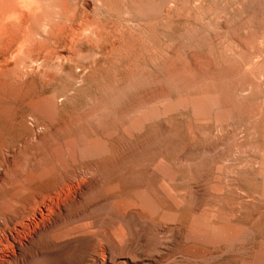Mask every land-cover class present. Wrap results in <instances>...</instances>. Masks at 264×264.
I'll use <instances>...</instances> for the list:
<instances>
[{"label":"rangeland","instance_id":"rangeland-1","mask_svg":"<svg viewBox=\"0 0 264 264\" xmlns=\"http://www.w3.org/2000/svg\"><path fill=\"white\" fill-rule=\"evenodd\" d=\"M100 4L101 10L97 6L91 16L96 20L95 24L97 22L96 27L98 24V27H102L98 29L103 31V34L100 32L103 41L100 42L102 37L98 35L99 41L92 38L91 41H97L91 44L89 39L90 44L88 40L77 44L73 52L80 51L73 55L74 59L71 58L74 62L67 61L63 66L59 65L60 68L57 64L49 63L38 70L39 74L37 71L29 74L25 80V75L20 74L17 67V76L23 78L17 79L12 70L9 72L14 74L11 78L8 73L4 75L9 80L4 81L3 76L0 78L4 82V87L3 82L0 83V96L4 95L0 98V101L3 100L0 102V200L5 198L0 203V207L4 205L0 215H5L4 219L0 216V227L9 217L14 220L21 216V212L24 215L32 212L36 200L39 201L43 195L45 197V192L47 196L60 194V197L67 195V198L70 194H73L71 197L77 194L75 205L63 208L58 227L53 228L52 234L40 239L41 242L39 240L29 253L27 250L32 258H27L25 264H89V255L101 257L99 249L102 247L106 249L105 258L111 264H172V261L173 264H205L185 258L186 252L193 246L185 236L194 219L200 215L211 219V223L225 221L223 219L227 218L230 208L236 210L239 207L238 204L235 206V202L251 196L254 189L256 191L261 187L260 181L253 176L257 173L253 164L264 151V0H103ZM104 24H107L105 28ZM88 52L91 53L89 56ZM81 53L87 56L86 59ZM31 75L33 77L30 78ZM32 80L34 84L31 89L28 84ZM9 83H12L11 88ZM25 83L31 91H25L30 98H24ZM16 88L19 90L15 91ZM32 97H54L55 101L51 105L34 103L29 100ZM46 108L50 109V116L41 111ZM245 123H249L248 127ZM223 143L228 144L224 147ZM91 151L94 154H90ZM186 158V161L190 160L187 165ZM192 158L197 161H192ZM55 159L58 162L61 160L60 166ZM62 163L65 164L61 167ZM65 165L68 168L66 171V168L62 169ZM236 165L238 168L233 167ZM241 165L246 166L239 167ZM252 166L254 169H251ZM231 168L237 172H229ZM241 169L245 173H241ZM232 173L239 176L235 177ZM87 174L90 177L86 179ZM22 177L23 181H20ZM228 177L234 178L236 183L232 185V179L228 183ZM51 183H55L56 191L50 187ZM228 184L231 188L236 187L232 190ZM39 185L40 189L44 188L43 192H40ZM27 188L36 190L30 192ZM32 194L37 197H33L36 200L31 198ZM238 195L241 198L238 199ZM8 197L17 198L16 202L20 200L21 203L19 201L9 207ZM144 197L156 204L158 212L154 216L144 207L141 208L139 200ZM29 198L31 203L34 201L33 207L27 201ZM211 199V202L219 199L217 204L222 208L225 206L227 213L219 208L224 214L220 212L221 217L218 216L219 213L212 209L214 202L211 205L206 203ZM222 200L224 203L220 202ZM206 204L213 206L209 213L218 214H213L215 219L211 214L205 215L208 212V206L203 209ZM244 206L246 209L240 212L242 216L239 218L255 235L250 233L252 237H248L241 246L238 243L234 253L227 255L220 264H244L250 262L249 259L257 251L264 250V211L251 212L254 209L246 204ZM108 209L113 212L109 213ZM260 212L263 213L261 218ZM164 213L172 218H163ZM47 215L51 217L47 218L49 220L44 218L45 221L53 222L54 216ZM47 215L45 217H49ZM63 230L70 234H65ZM151 230L155 237L149 236ZM58 235L59 238L67 236L65 238L68 240L62 241L63 238H57ZM55 238L56 243L53 242ZM205 246L204 249H209L208 252L212 254L226 249L222 244ZM36 247L41 249V253ZM181 249L182 253L178 254ZM36 253L39 255L37 260L34 259L37 258ZM2 262L1 259L0 264Z\"/></svg>","mask_w":264,"mask_h":264},{"label":"bare ground","instance_id":"bare-ground-1","mask_svg":"<svg viewBox=\"0 0 264 264\" xmlns=\"http://www.w3.org/2000/svg\"><path fill=\"white\" fill-rule=\"evenodd\" d=\"M101 1H103V0H101ZM101 1H99L100 3H101ZM100 3H97V0H0V78H2V76L3 77H5L4 75H6L7 73H8V77L9 78H11L13 75H11L12 73H9V72H11V70L13 71V73L15 72V70L17 69V67H18V70H19V73L20 74H22L23 76L25 75V80H26V77H27V75L29 76V74H32V73H34V72H36L37 71V73H38V70L39 69H41V68H43L45 65H47V64H49V63H52V64H54V65H58V67L60 68V66H63L62 64H64L65 62L66 63H68L67 61H70L71 62V60L72 59H74V57H73V55L75 56V54H77V53H75V51L73 52V48L74 47H76V45L77 44H79V43H81L82 41H84V40H88V42H89V44H90V41H91V39L92 38H97L96 36H98V35H100V32L101 31H99V29L98 28H100V27H98L99 26V24H98V26L96 27V24H97V22H96V24H95V21L96 20H94L93 18H92V14H93V12H94V10L96 9V7L98 6V4H100ZM106 3V2H105ZM109 3H111V2H109ZM103 5H104V3H103ZM102 5V6H103ZM109 5V4H108ZM100 6H101V4H100ZM113 6V5H112ZM104 7V6H103ZM110 7H111V4H110ZM100 8H102V7H99L98 6V9H100ZM105 8H107V7H105ZM126 8V7H125ZM104 9V8H103ZM109 8H107V10H108ZM101 10V9H100ZM104 10H106V9H104ZM103 10V11H104ZM126 10V9H125ZM111 12H112V10H111ZM128 12V11H127ZM95 13V12H94ZM109 13V12H108ZM94 15V14H93ZM96 16V15H95ZM109 16V15H108ZM130 16V15H129ZM125 17V16H124ZM98 19L100 18V16L99 17H97ZM103 17H101V19H102ZM107 20V19H106ZM99 21V20H98ZM101 21V20H100ZM104 21V20H103ZM121 21V20H120ZM140 23V22H139ZM101 24V23H100ZM102 24H103V22H102ZM150 24V23H149ZM107 25V24H106ZM106 25L104 24V28L106 27ZM125 26H126V24H125ZM112 27V26H111ZM110 27V28H111ZM102 28V27H101ZM100 28V29H101ZM97 29H98V33H97ZM116 29V28H115ZM114 29V30H115ZM127 29V28H126ZM104 31H105V29H104ZM109 31V30H108ZM112 31V30H111ZM110 31V32H111ZM116 31V30H115ZM103 32V31H102ZM101 32V34H103ZM118 32V31H117ZM107 33V32H106ZM109 33V32H108ZM114 33H116V32H114ZM121 33V32H120ZM122 34H124V33H122ZM106 35H108V34H106ZM105 35V36H106ZM111 35V34H110ZM113 35V34H112ZM115 35H117V37H118V34H115ZM101 37H102V35H100ZM104 36V37H105ZM123 36L124 35H122V38H123ZM108 37L109 36H107L106 38L108 39ZM111 37V36H110ZM121 37V36H120ZM89 39H90V41H89ZM98 39V38H97ZM100 39V38H99ZM99 39H98V41H99ZM105 39V38H104ZM118 39V38H117ZM96 40V39H95ZM94 40V42H96ZM109 40V39H108ZM120 40H122L121 38H120ZM101 41H103V37H102V40H100V42ZM116 41V40H115ZM127 41V40H126ZM92 42L93 41H91V44H92ZM93 42V43H94ZM110 42V41H109ZM108 42V43H109ZM104 43H106L105 41H104ZM103 43V44H104ZM108 43H107V45H108ZM124 44H125V42H123ZM128 43H129V41H128ZM83 44V43H82ZM88 44V45H89ZM100 44V43H99ZM105 45V44H104ZM92 46V45H91ZM96 46V45H95ZM98 46V45H97ZM106 46V45H105ZM109 46V45H108ZM94 47V46H93ZM113 47H115L114 46V44H113ZM122 47V46H121ZM121 47H119V48H121ZM118 48V49H119ZM111 49H112V47H111ZM126 49V48H125ZM100 50V49H99ZM101 51V50H100ZM125 51V50H124ZM154 51V50H153ZM109 52V51H108ZM116 52V51H115ZM120 52H122V50L120 51ZM82 54V53H81ZM91 54V53H90ZM89 54V52H88V56L90 55ZM92 54L94 55V52L92 51ZM102 54V53H101ZM196 54V53H195ZM79 55V54H78ZM77 55V56H78ZM104 55V54H103ZM81 56H84L85 57V59H86V55H84V54H82ZM80 56V57H81ZM101 56V55H100ZM99 56V57H100ZM109 56V55H108ZM116 56V55H115ZM136 56V55H135ZM199 56V55H198ZM73 57V58H72ZM80 57H78L79 59H80ZM98 57V56H97ZM104 57V56H103ZM106 57V56H105ZM72 58V59H71ZM77 58V59H78ZM110 58V57H109ZM117 58V57H116ZM88 59V58H87ZM91 59V58H90ZM89 59V60H90ZM102 59V58H101ZM97 60V59H96ZM132 60V59H131ZM74 61L72 60V62L71 63H73ZM89 62H91V61H89ZM93 62H95V61H93ZM135 62V61H134ZM71 63H70V66H71ZM78 62H76V64H77ZM79 63H80V61H79ZM79 63H78V65H79ZM86 63H87V61H86ZM105 63V62H104ZM133 63V62H132ZM52 64L50 65V66H52ZM75 64V65H76ZM89 64V63H88ZM60 65V66H59ZM66 65V64H65ZM78 65H76V67H78ZM90 65V64H89ZM135 65H136V63H135ZM73 67V66H72ZM82 67V66H81ZM80 67V68H81ZM85 67V66H84ZM91 67V66H90ZM93 67V66H92ZM128 67V66H127ZM126 67V68H127ZM136 67H137V65H136ZM199 67V66H198ZM15 68V69H14ZM250 68V67H249ZM44 69V68H43ZM77 69V68H76ZM79 69V68H78ZM86 69V68H85ZM88 70H90V69H88ZM113 70V69H112ZM205 70V69H204ZM46 71H48V70H46ZM45 71V72H46ZM91 71V70H90ZM114 71V70H113ZM43 72V71H42ZM86 72V71H85ZM117 72V71H116ZM188 72V71H187ZM78 73H80V72H78ZM17 72H15V75L17 76ZM19 74V75H20ZM39 74V73H38ZM41 74V73H40ZM43 74V73H42ZM85 74V73H84ZM34 75V74H33ZM76 75H77V73H76ZM7 76V75H6ZM42 76V75H41ZM46 76H47V74H46ZM8 77L6 78L5 77V79H4V81L6 80V79H8ZM20 77H22V76H20ZM20 77H18L17 76V79H20ZM31 77H33L32 75L30 76V78ZM51 77V76H50ZM182 77V76H181ZM212 77V76H211ZM23 78V77H22ZM36 78H37V76H36ZM44 78V77H43ZM185 78V77H184ZM197 78V77H196ZM13 79H15V78H13ZM33 79V78H32ZM9 80V79H8ZM8 80L6 81V82H8ZM10 80H12V79H10ZM102 80V79H101ZM120 80V79H119ZM183 80V79H182ZM15 81L17 82V80L15 79ZM20 81V80H19ZM257 81V80H256ZM1 82H3V81H0V83ZM21 82H22V80H21ZM25 82V81H24ZM28 82V81H27ZM32 82V83H31ZM30 82V84H28V87H29V85H30V87L29 88H33L32 86H33V80ZM179 82V81H178ZM19 83V82H18ZM18 83H16V84H18ZM117 83V82H116ZM3 84V87H4V82L2 83ZM12 84V83H11ZM10 83H9V87H10V85H11ZM24 84V83H23ZM113 84V83H112ZM120 84V83H119ZM178 84V83H177ZM14 85H15V82H14ZM13 85V86H14ZM121 85V84H120ZM6 86H7V83H6ZM13 86H12V88H13ZM17 86V85H16ZM19 86H22V85H19ZM24 86V85H23ZM22 86V87H23ZM25 87H26V83H25ZM24 87V88H25ZM8 88V86L6 87V90H8L7 89ZM11 88V87H10ZM9 88V89H10ZM15 88V87H14ZM29 88H27L26 87V90H24V92L25 91H30V89ZM28 89V90H27ZM111 89V88H110ZM0 90H1V86H0ZM11 90V89H10ZM15 90V89H14ZM17 90H19L18 88H16V90L15 91H17ZM22 90V89H21ZM3 91V90H2ZM12 92H13V89L11 90ZM1 92V91H0ZM10 92V91H9ZM20 92V91H19ZM31 92V91H30ZM2 93V92H1ZM0 93V95H2ZM18 93V92H17ZM9 94V93H8ZM33 94V93H32ZM37 94V93H36ZM165 94V93H164ZM10 95V94H9ZM8 95V96H9ZM15 95V94H14ZM14 95H12L13 97V102L15 101L14 99ZM25 97L24 98H28L27 97V93L25 92ZM30 95V94H29ZM34 95H35V93H34ZM34 95H31V96H34ZM4 96V95H3ZM3 96H0V98L2 99V97ZM7 96V97H8ZM11 96V95H10ZM17 95H15V97H16ZM36 96V95H35ZM23 97V96H22ZM37 97H41V96H37ZM35 98V99H33V97L31 98V99H29V100H31V102H34V103H42V102H44V103H46V104H49V105H51L52 103H54V101H55V98L54 97H52V98H42V99H40V98ZM241 97V96H240ZM5 99H6V101H7V98H6V96L4 97ZM3 98V99H4ZM9 98V97H8ZM11 98V99H12ZM18 98H19V96H18ZM17 98V99H18ZM30 98V97H29ZM21 99V98H20ZM56 99H57V97H56ZM62 99V98H61ZM156 99V98H155ZM9 100V99H8ZM26 100H28V99H26ZM26 100H24V101H26ZM168 100V99H167ZM189 100V99H188ZM1 101H3V100H1ZM0 101V102H1ZM11 101V100H10ZM20 101V100H19ZM57 101V100H56ZM190 103V102H189ZM33 104V103H32ZM163 106V105H162ZM182 106V105H181ZM148 107V106H147ZM143 109V108H142ZM46 116H50L51 115V111H50V109L49 108H46V109H44V110H41ZM136 114V113H135ZM134 114V115H135ZM128 115V114H127ZM133 115V116H134ZM229 115V114H228ZM124 117V116H123ZM135 117V116H134ZM32 119V118H31ZM123 119V118H122ZM218 120H220V119H218ZM217 121V120H216ZM225 121V120H224ZM227 121V120H226ZM221 123V122H220ZM206 124V123H205ZM215 125V124H214ZM213 125V126H214ZM221 125V124H220ZM245 125H246V123H245ZM248 125H249V123L246 125L247 127H248ZM67 127V126H66ZM218 127V126H217ZM196 128H197V125H196ZM204 128V127H203ZM206 128V127H205ZM206 129H208V128H206ZM211 129V128H210ZM221 129V128H220ZM226 129V128H225ZM235 129V128H234ZM247 129V128H246ZM50 130V129H49ZM67 130V129H66ZM199 130V129H198ZM203 130V129H202ZM219 130V129H218ZM222 130V129H221ZM220 130V131H221ZM252 130H254V129H252ZM251 130V131H252ZM165 131V130H164ZM185 131V130H184ZM222 131H224V130H222ZM221 131V132H222ZM227 131V130H226ZM181 132V131H180ZM202 132V131H201ZM204 132H205V130H204ZM203 132V133H204ZM209 132V131H208ZM211 132V131H210ZM218 132V131H217ZM254 132H255V130H254ZM178 133V132H177ZM206 134H207V132H205ZM213 133V132H212ZM224 133V132H223ZM222 133V134H223ZM226 133V132H225ZM243 133V132H242ZM256 133V132H255ZM83 134V133H82ZM88 134V133H87ZM186 134H187V131H186ZM206 134H204V135H206ZM210 134V133H209ZM221 134V133H220ZM220 134H219V136H220ZM253 135H254V133H252ZM181 135H182V133H181ZM215 135V134H214ZM213 135V136H214ZM237 135V134H236ZM252 135V136H253ZM210 136V135H209ZM223 136V135H222ZM250 136V135H249ZM251 136V137H252ZM183 137V136H182ZM211 137H212V135H211ZM211 137H209L210 139H211ZM232 137V136H231ZM240 137V136H239ZM255 137V136H254ZM253 137V138H254ZM179 138V137H178ZM206 138H207V135H206ZM219 138V137H218ZM223 138V137H222ZM163 139V138H162ZM205 139V138H204ZM208 139V138H207ZM230 139V138H229ZM237 139V138H236ZM255 139V138H254ZM179 140V139H178ZM206 140V139H205ZM224 140V139H223ZM248 140V139H247ZM56 141V140H55ZM198 141V140H197ZM226 141V140H225ZM249 141L251 142L252 141V139L250 140L249 139ZM209 142V141H208ZM220 141L218 140V143H219ZM223 142V141H222ZM221 142V143H222ZM231 142V141H230ZM239 142V141H238ZM247 142V141H246ZM214 143V142H213ZM220 143V144H221ZM204 144V143H203ZM228 144V143H227ZM227 144H222L223 146L224 145H227ZM247 144V143H246ZM255 144V143H254ZM189 145V144H188ZM210 145V144H209ZM238 145V144H237ZM236 145V146H237ZM51 146V145H50ZM197 146H198V144H197ZM202 146H204V145H202ZM211 146H212V143H211ZM218 146V145H217ZM222 146V147H223ZM252 146V145H251ZM93 147V146H92ZM214 147V146H213ZM220 147H221V145H220ZM219 147V149H221ZM224 147H226V146H224ZM259 147V146H258ZM128 148V147H127ZM209 148V147H208ZM207 148V149H208ZM65 149V148H64ZM90 149H91V147H90ZM186 149V148H185ZM213 149V148H212ZM211 149V150H212ZM245 149V148H244ZM247 149H249V147L247 148ZM253 149V148H252ZM256 149V148H255ZM93 150H94V153H95V149H94V147H93ZM144 150V149H143ZM190 150V149H189ZM193 149H191L190 151H192ZM196 150V149H195ZM208 150H210V149H208ZM215 150H218V148L216 149L215 148ZM225 150V149H224ZM234 150V149H233ZM235 150H236V148H235ZM246 150V149H245ZM194 151V150H193ZM204 151H205V149H204ZM247 151H249V150H247ZM261 151V150H260ZM259 151V152H260ZM53 152V151H52ZM61 152V151H60ZM87 152H88V150H87ZM92 152V151H91ZM201 152H202V150H201ZM208 152V151H207ZM216 152V151H215ZM222 152V151H221ZM226 152V151H225ZM228 152H230V151H228ZM227 152V153H228ZM232 152V151H231ZM235 152V151H234ZM93 152L92 153H90V154H94ZM191 153V152H190ZM189 153V154H190ZM193 153V152H192ZM211 153V152H210ZM224 153V152H223ZM233 153V152H232ZM254 153H255V151H254ZM258 153V152H257ZM53 154V153H52ZM58 154H59V152H58ZM65 154V153H64ZM130 154V153H129ZM188 154V153H187ZM188 154V155H189ZM203 154V153H202ZM212 154V153H211ZM240 154V153H239ZM239 154H237V155H239ZM246 154V153H245ZM252 155H254L253 154V152L251 153ZM10 155V154H9ZM8 155V156H9ZM57 155V154H56ZM152 155V154H151ZM199 156H200V153L198 154ZM219 155H220V153H219ZM229 155V154H228ZM235 155V154H234ZM60 156V155H59ZM64 156V155H63ZM180 156V155H179ZM195 155H193V157H194ZM227 156V155H226ZM226 156H224L225 157V159H226ZM229 156H232V154L231 155H229ZM255 156H256V154H255ZM54 157V156H53ZM56 157V156H55ZM72 157V156H71ZM189 157V156H188ZM192 157V156H191ZM190 157V158H191ZM197 157V156H196ZM196 157H195V159H196ZM220 157H221V155H220ZM220 157H215V158H220ZM222 157H223V155H222ZM228 157V156H227ZM233 157V156H232ZM257 157V156H256ZM68 158V157H67ZM146 157H144V159H145ZM204 158V157H203ZM236 158V157H235ZM60 159H61V157H60ZM74 159V158H73ZM132 159V158H131ZM189 159V158H188ZM201 159V158H200ZM200 159H198V161L200 160ZM223 159V158H222ZM221 159V161H223ZM233 159V158H232ZM231 159V160H232ZM253 159V158H252ZM13 160V159H12ZM56 160V159H55ZM187 160V158L185 159V161ZM220 160V159H219ZM228 160V159H227ZM248 160V159H247ZM1 161V160H0ZM57 162H58V160H56ZM61 161V160H60ZM59 161V162H60ZM190 161V160H189ZM189 161H186L185 163H186V165L187 164H189L188 162ZM192 161H195L193 158H192ZM197 161V160H196ZM195 161V162H196ZM243 161V160H242ZM58 162V163H59ZM132 162V161H131ZM200 162V161H199ZM198 162V164H200ZM225 162V161H224ZM223 162V163H224ZM232 162V161H231ZM235 162V161H234ZM250 162H251V160H250ZM179 163H181V162H179ZM192 163H194V162H192ZM203 163V162H202ZM218 163V162H217ZM227 163H229V160H228V162ZM233 163V162H232ZM253 163V162H252ZM14 164V163H13ZM63 164H65V163H62V165H61V167L63 166ZM226 164V163H225ZM7 165V164H6ZM52 165V164H51ZM68 165V164H67ZM139 165H140V163H139ZM193 165V164H192ZM216 165V164H215ZM249 165V164H248ZM252 165V164H251ZM253 165H255V167L257 168V173L255 174V175H253V174H251L252 172V170L250 171L251 173H250V176L251 175H253V176H255L256 178H257V180H259L260 181V184H261V187H259V188H257L256 189V191H255V189H254V193L251 195V196H242V198L243 199H241V200H239L238 201V203L237 202H232V203H234V204H236L235 206H237V204H238V206L239 207H237L236 208V210H234L235 208H234V206H232L234 209H232V208H230V210L228 211L229 212V214H226V215H228V216H226L227 218L225 219H223V220H225V221H218V222H210V220L208 219V218H204L203 216H202V214H201V216L202 217H196L195 219H194V221H193V223L191 224V226L189 227V230L187 231V230H185V231H187V233H186V240L188 241V242H191L192 244H193V246L186 252V257L185 258H188L189 260H191V261H193V262H200V263H205V264H213V263H218V264H220L219 262H221V261H223L225 258H226V256L227 255H230V254H233L234 253V251L236 250V247L238 246V245H242L243 243L242 242H244V241H246V240H248L249 238L248 237H252L253 235H255V234H253L252 235V232L250 231V229L245 225V223H243L242 221H241V219L239 218V216L241 215L240 214V212H242L243 210H245L246 209V207L244 206V204H246L247 206H250L252 209H254L253 211L251 210V212H256V211H261V210H263L264 211V151L262 152V155H261V158H259V160H257L256 162H255V164H253ZM59 166H60V163H59ZM198 166V165H197ZM238 165H236V166H233V167H236V168H238L237 167ZM242 166H246V165H241V166H239V167H242ZM51 167H53V166H51ZM182 167H183V165H182ZM228 167H230V166H228ZM248 167V166H247ZM253 167V166H252ZM58 168V167H57ZM66 168V165H65V167L64 168H62V169H65ZM243 168V167H242ZM245 168V167H244ZM52 169V168H51ZM68 168H66L65 169V171L67 170ZM207 169H209V168H207ZM232 170L234 169V168H231ZM231 169L229 170V172H234L235 170H233V171H231ZM247 168H245V170H246ZM251 169H254V167L253 168H251ZM9 170V169H8ZM43 170V169H42ZM54 170V169H53ZM134 170V169H133ZM191 170V169H190ZM211 170V169H210ZM242 170H244V169H241V171ZM248 170V169H247ZM78 171H79V169H78ZM82 171H83V169H82ZM81 171V172H82ZM91 171V170H90ZM226 171V170H225ZM238 171H239V169H238ZM240 171V172H241ZM249 171V170H248ZM7 172V171H6ZM57 172H59V171H57ZM87 171H85V173H86ZM92 172V171H91ZM210 173H211V171H209ZM213 172V171H212ZM237 171H235V173H236ZM247 172V171H246ZM254 172V171H253ZM41 173V172H40ZM79 173H80V171H79ZM78 173V174H79ZM84 173V172H83ZM191 173V172H190ZM206 174L208 173V172H205ZM205 173L203 174L204 176H206L205 175ZM226 173H228V172H226ZM235 173L233 174V175H235ZM241 173H245L244 171H242ZM50 174V173H49ZM54 175H55V173H53ZM52 174V175H53ZM58 174V173H57ZM81 174V173H80ZM232 174H230V175H232ZM247 175H249L248 173H246ZM245 174V175H246ZM16 175V174H15ZM53 175V176H54ZM59 175H60V173H59ZM68 175H70V174H68ZM76 175V174H75ZM83 175H85V174H83ZM192 175V174H191ZM202 175V174H201ZM200 175V176H201ZM208 175V174H207ZM211 175V174H210ZM243 175V174H242ZM46 176V175H45ZM200 176H198V177H200ZM209 176V175H208ZM236 176H239L238 174L237 175H235V177ZM253 176H251V177H253ZM18 177V176H17ZM25 177V176H24ZM42 177V176H41ZM51 177V176H50ZM87 177H90V176H88V174H87V176H86V179H87ZM227 177V176H226ZM241 177V176H240ZM243 177V176H242ZM38 178V177H37ZM76 178V177H75ZM82 178H83V176H82ZM205 178V177H204ZM207 178H210V177H207ZM42 178H40V180H41ZM77 179V178H76ZM200 179V178H199ZM211 179V178H210ZM209 179V180H210ZM230 179H232V181L234 180V178H229L228 177V180H229V182L228 183H231L230 181ZM237 178H235V180H236ZM83 180H84V178H83ZM207 180V179H206ZM207 181L208 183L210 182V181ZM227 180V179H226ZM227 180V181H228ZM256 180V179H255ZM17 181V180H16ZM15 181V182H16ZM19 181V180H18ZM17 181V182H18ZM20 181H23V177H22V180H20ZM29 181V180H28ZM38 181H39V178H38ZM55 181V183H56V179L54 180ZM64 181V180H63ZM70 181V180H69ZM88 181V180H87ZM201 181V180H200ZM227 181H225V182H227ZM249 181V180H248ZM253 181V180H252ZM252 181H250L251 182V184L253 183ZM42 182V181H41ZM51 182H53V180H51ZM77 183H78V181H76ZM83 182H85V181H83ZM234 182L235 181H233L232 182V185L234 184ZM11 183V182H10ZM43 183V182H42ZM55 183H51V185H50V187H52V189H55V191L57 190L53 185L55 184ZM61 183V182H60ZM74 183H75V181H74ZM81 183V182H80ZM236 183V182H235ZM16 184H18V183H16ZM19 184H21V183H19ZM18 184V185H19ZM37 184V183H36ZM41 184V183H40ZM46 184V183H45ZM66 184V183H65ZM70 184V183H69ZM249 184V183H248ZM257 184V183H256ZM5 185V184H4ZM18 185H16V186H18ZM33 185H35V184H33ZM33 185H31L30 187H31V189H33ZM61 185H62V183H61ZM67 185H68V182H67ZM73 185V184H72ZM75 185V184H74ZM202 185H204V183L202 184ZM208 185V184H207ZM213 185V184H212ZM24 186H25V184H24ZM26 186H27V184H26ZM25 186V187H26ZM44 186V185H43ZM42 186V187H43ZM66 186V185H65ZM69 186V185H68ZM70 186H71V184H70ZM201 186V185H200ZM205 186V185H204ZM228 186H229V184H228ZM250 186V185H249ZM34 187H37V186H34ZM48 188H50L49 186H47ZM47 187H46V189H47ZM58 187H60V186H58ZM73 187V186H72ZM210 187V186H209ZM230 187V186H229ZM228 187V188H229ZM236 187V185L234 186V187H230L232 190H234V188ZM238 187V186H237ZM252 187V186H251ZM254 187H256V186H254ZM14 188V187H13ZM38 188V187H37ZM62 188H63V186H62ZM69 188V187H68ZM202 188V187H201ZM207 188V186L205 187V189ZM213 188V187H212ZM28 189V188H27ZM46 189H45V191H46ZM52 189L50 188V190L52 191ZM66 189H67V186H66ZM70 189V188H69ZM68 189V190H69ZM72 189V188H71ZM77 189V188H76ZM18 190H19V188H18ZM29 190V189H28ZM36 190V189H35ZM35 190H32V191H35ZM38 190V189H37ZM39 190H40V192L42 191V190H44V188L43 189H40V185H39ZM61 190V189H60ZM80 190V189H79ZM202 190H203V188H202ZM30 191V190H29ZM32 191H30V192H32ZM54 191V194L53 195H55V192ZM62 192H64V190H61ZM71 191V190H70ZM201 191V190H200ZM204 191V190H203ZM231 191V190H230ZM238 191V190H237ZM239 191H240V188H239ZM43 192V191H42ZM68 192V191H67ZM81 192V191H80ZM221 192V191H220ZM224 192V191H223ZM235 192L236 191H234V195H235ZM35 193V192H34ZM49 193H50V191H49ZM52 193H53V191H52ZM206 193H208V192H206ZM240 193V192H239ZM247 192H245V194H246ZM11 194V193H10ZM29 194V193H28ZM35 194H37V193H35ZM58 194V193H57ZM62 194V193H61ZM70 194V193H69ZM69 194H68V196H69ZM209 194V193H208ZM229 195H230V193H228ZM232 194V195H233ZM242 194H243V192H242ZM248 194H251L250 192H248ZM38 195H40L39 193H38ZM37 195V196H38ZM43 195V194H42ZM45 197H44V195L43 196H41V197H38V198H41L39 201H37L35 198H37V197H35L34 196V194H32V199H33V197H35L33 200H36V202H35V204H34V206H35V209L33 208H31L33 211L31 212L30 211V207L32 206L33 207V202L31 203V201H30V199L31 198H29V200H27V201H30V204L28 203V205H30V207L28 208L29 210L28 211H30L29 213H31V214H26V215H24L22 212H21V216L18 218L17 217V219H12V218H8V220H6V222H5V224L3 225V226H1L0 227V258L2 259V263L3 264H25L26 262V260H27V258H29V257H31L32 258V256H30L31 255V253L30 254H27V250H28V253H29V251L31 250V249H33L34 247H35V244H37L38 243V241L41 239L42 240V238H46V236L47 235H49L50 233L52 234V232H53V228H56V226H57V224H58V222H59V217L62 215V210H63V208L64 207H72V206H74L75 205V197H76V195H75V197H71V195L73 196V194H70V196L67 198V195H66V197H60V194H58L57 196H49V194H48V196H47V194H46V192H45ZM202 195H204V194H202ZM233 195V196H234ZM237 195V194H236ZM235 195V196H236ZM247 195V194H246ZM7 195H5V197H6ZM62 196V195H61ZM146 196V195H145ZM177 196V195H176ZM208 196V195H207ZM215 196V195H214ZM235 196H234V198H235ZM30 197V196H29ZM77 197H79V196H77ZM142 197V196H141ZM209 197H210V194H209ZM208 197V198H209ZM239 195H238V199H239ZM4 198V197H3ZM2 198V200H4ZM9 198V197H8ZM204 198H205V196H204ZM233 198V197H232ZM237 198V197H236ZM241 198V197H240ZM26 199H28V198H26ZM79 199V198H78ZM141 199V198H140ZM151 199H152V197H151ZM207 199V198H206ZM210 199V198H209ZM212 199H214V197L212 198ZM212 199L210 200V202L208 201V202H206V203H210V205H211V203L213 204V202H214V206L215 207H210V205H205V207L203 208V209H207V207L206 206H208V212L207 213H205V215L207 216V215H210L211 213H209V211H211L212 209H214V212H217V213H219V215L217 214V213H215L214 214V212H213V214L215 215V216H220L221 217V214L223 213V211H221L222 209H224V211H225V206L222 208V207H219V204H217V202H218V200L219 199H217V202L215 201V200H213V202H211L212 201ZM2 200H0V203L2 202ZM18 199L17 198H12V197H10L9 198V200L7 201V205L9 206V207H12V206H14L16 203H18V202H16ZM87 200V199H86ZM234 200V199H233ZM140 202V204L142 205L141 206V208L142 207H144V209H146V210H148L151 214L150 215H155L157 212H158V208H157V206H156V204L152 201V200H150V199H148V198H145L144 197V199H141V200H139ZM23 202V201H22ZM79 202V201H78ZM87 202V201H86ZM179 202V201H178ZM220 202H223V200L222 201H220ZM219 202V203H220ZM227 202V201H226ZM3 203V202H2ZM20 203H21V201H20ZM19 203V204H20ZM24 204H25V202H23ZM113 203H114V201H113ZM224 203V202H223ZM223 203H221L220 205L222 206V204ZM228 203V202H227ZM27 204V203H26ZM85 204V203H84ZM83 204V205H84ZM180 204V203H179ZM202 204V203H201ZM201 204H200V207H201ZM216 204H217V207H218V209L216 208ZM229 204H231L230 202H229ZM21 205V204H20ZM82 205V206H83ZM113 205V204H112ZM226 205H228V204H226ZM232 205V204H231ZM230 205V206H231ZM1 206V205H0ZM4 206V205H3ZM0 207V208H2V209H0V210H3V208L4 207ZM24 206V205H23ZM78 206V205H77ZM229 206V205H228ZM28 207V206H27ZM26 207V208H27ZM18 208H20V207H18ZM37 208V209H36ZM82 208V207H81ZM86 208V207H85ZM112 208V207H111ZM212 208V209H211ZM216 208V209H215ZM219 208H221V210L219 209ZM21 209H22V207H21ZM20 209V210H21ZM70 209V211H72L71 210V208H69ZM113 209V208H112ZM143 209V210H144ZM209 209H211V210H209ZM15 210V209H14ZM19 210V209H18ZM23 210H25V208L23 209ZM109 210V209H108ZM216 210H220L219 212L218 211H216ZM227 210H228V208H227ZM17 211V210H16ZM16 211H15V213H16ZM27 211V212H28ZM84 211V210H83ZM203 211V210H202ZM262 211V212H263ZM1 212V211H0ZM12 212V211H11ZM10 212V213H11ZM14 212V211H13ZM27 212H25L24 211V213H27ZM67 212V211H66ZM69 212V211H68ZM86 212V211H85ZM111 212H113V211H111ZM110 212V210H109V213H111ZM147 212V211H146ZM198 212H199V209H198ZM206 212V211H205ZM220 212H222V213H220ZM244 212V211H243ZM246 212H247V210H246ZM262 212H260V215H259V217L261 216V214H262V216H263V213ZM4 212H2V214H3ZM71 213H75V212H71ZM70 213V214H71ZM171 213V212H170ZM196 213V212H195ZM224 213H227V211H225ZM223 213V214H224ZM5 214V213H4ZM47 214H51V215H53L54 216V218L52 219L53 220V222H50V221H45L47 218H50L51 216L50 215H47ZM68 214V213H67ZM118 214V213H117ZM204 214V213H203ZM213 214H211V216H214ZM251 214V213H250ZM49 216V217H45V216ZM246 215V214H245ZM1 216V218H3L4 219V216L5 215H0ZM15 216V215H14ZM73 216V215H72ZM211 216H208L209 218L211 217ZM215 216H214V219H215ZM242 216V215H241ZM250 216V215H249ZM248 216V217H249ZM63 217H65V215L63 216ZM86 217V216H85ZM89 217V216H88ZM93 217V216H92ZM118 217H119V215H118ZM151 217V216H150ZM224 217V216H223ZM6 218V217H5ZM44 218H46V219H44ZM120 218V217H119ZM163 218H165V219H171L172 218V216L170 215V214H168V213H164V215H163ZM261 218V217H260ZM2 219V220H3ZM62 219V218H61ZM65 219V218H64ZM76 219V218H75ZM79 219V218H78ZM87 219V218H86ZM88 219H90V218H88ZM217 219V218H216ZM221 219V218H220ZM242 219H244L243 217H242ZM249 219H250V217H249ZM47 220H49V219H47ZM51 220V219H50ZM227 220V221H226ZM251 220V219H250ZM255 220V219H254ZM258 221H259V219H257ZM256 220V221H257ZM0 221H1V219H0ZM64 221H66V220H64ZM68 221V220H67ZM89 221V220H88ZM87 221V222H88ZM149 221H151L150 220V218H149ZM178 221H179V219H178ZM214 221V220H213ZM217 221V220H216ZM246 220H244V222H245ZM248 221V220H247ZM257 221V222H258ZM3 222V221H2ZM61 222V221H60ZM63 222V221H62ZM74 222H76V221H74ZM152 222V221H151ZM249 222V221H248ZM262 222V221H261ZM64 223V222H63ZM63 223H61V225L63 224ZM77 224H78V222H76ZM81 223V222H80ZM83 223V222H82ZM85 223V222H84ZM256 223V222H255ZM259 223V222H258ZM257 223V224H258ZM93 224V223H92ZM96 224V223H95ZM95 224L93 225V228H94V226H95ZM61 225L59 226V227H61ZM65 225V224H64ZM63 225V226H64ZM85 225V224H84ZM100 225V224H99ZM98 226V225H97ZM96 226V227H97ZM256 226V225H255ZM264 226V225H263ZM262 226V227H263ZM58 227V226H57ZM71 227H73V226H70V228ZM80 227V226H79ZM84 227V226H83ZM252 227V226H251ZM253 227H254V225H253ZM261 227V226H260ZM261 227V228H262ZM63 228V227H62ZM69 228V227H68ZM67 228V229H68ZM69 228V229H70ZM92 228V227H91ZM255 228H257V226L255 227ZM254 228V229H255ZM260 228V229H261ZM187 229V228H186ZM264 229V228H263ZM57 231H58V228L56 229ZM62 230V229H61ZM64 230H66V227H65V229ZM64 230H63V232H64ZM71 231H72V229H71ZM70 231V232H71ZM82 231V230H81ZM81 231H79V232H81ZM84 231V230H83ZM260 231V230H259ZM264 231V230H263ZM67 233H65V234H68L69 233V231H66ZM72 232H74V229H73V231ZM62 232L60 231V234H61ZM77 233H78V231H77ZM250 233H251V235L252 236H249L250 235ZM54 234V233H53ZM55 234H57V233H55ZM64 234V235H65ZM70 234V233H69ZM152 234H154L155 235V233H152V230H151V234H149V236H151ZM158 234V233H157ZM166 234V233H165ZM61 235H63V234H61ZM60 235V236H61ZM72 235H73V238H74V233H72ZM90 236H91V234H89ZM95 235V234H94ZM93 235V236H94ZM154 235H152L153 237H155ZM183 235V234H182ZM53 236H55V235H53ZM53 236H52V238H53ZM70 236V235H69ZM75 236H76V232H75ZM86 237L88 236V235H85ZM89 236V237H90ZM148 236V235H147ZM263 236V235H262ZM26 237H28V238H26ZM49 237H51V236H49ZM65 237H67V236H65ZM64 236H62V237H60L61 239H62V241L64 240V239H67V238H65ZM77 237V236H76ZM78 237H80V236H78ZM82 237V236H81ZM83 237H84V235H83ZM152 237V238H153ZM52 238H50L49 240H51V242H52ZM57 238H59V235H58V237ZM57 238H55V240H53V242L54 243H56L57 242ZM59 238V239H60ZM71 238V236L69 237V239ZM261 238V237H260ZM81 239V238H80ZM92 239V238H91ZM150 239H151V237H150ZM149 239V240H150ZM41 240L39 241V242H41ZM47 240H48V238H47ZM68 240V239H67ZM96 240V239H95ZM185 240V239H184ZM264 240V239H263ZM262 240V241H263ZM61 241V240H60ZM66 241V240H65ZM70 241V240H69ZM87 241H89V240H87ZM150 241H152V240H150ZM50 242V243H51ZM158 242V241H157ZM156 242V243H157ZM54 243H53V245H54ZM58 243H61V242H58ZM57 243V244H58ZM64 243V242H63ZM89 243V242H88ZM96 243H98V242H96ZM155 243V244H156ZM238 243H240V244H238ZM242 243V244H241ZM262 243V242H261ZM44 244V243H43ZM68 244H69V242H68ZM150 244H152V243H150ZM158 244V243H157ZM156 244V245H157ZM225 245V247H226V249L224 250V251H218V252H216L215 251V253L213 252V254H212V252L211 251H213V250H211L210 252L211 253H209L208 251H209V249H208V251L207 250H205L204 249V247H206L205 245H217V246H219V245ZM238 244V245H237ZM65 245V244H64ZM73 245V244H72ZM153 245H154V241H153ZM37 246V245H36ZM39 246V245H38ZM71 246V245H70ZM74 246V245H73ZM187 246H189V245H187ZM214 246V247H215ZM44 246H42V248H43ZM46 247V246H45ZM51 247V246H50ZM53 247V246H52ZM88 247V246H87ZM91 247H92V245H91ZM95 247V246H94ZM151 247V246H150ZM263 247V246H262ZM37 248V247H36ZM36 248H35V251H37L36 250ZM54 248H55V246H54ZM64 248H66V247H64ZM85 248V247H84ZM97 248V247H96ZM156 248V247H155ZM37 249H40V248H37ZM45 249V248H44ZM43 249V250H44ZM50 249V248H49ZM56 249V248H55ZM92 249H93V247H92ZM151 249V248H150ZM215 249V248H214ZM263 249V248H262ZM59 249H57V251H58ZM60 250H62V249H60ZM90 250V249H89ZM106 250V249H105ZM104 249H103V247H102V249H99V251H100V256L101 257H98L97 255H95V254H90L89 255V258H90V261H89V264H111V262L110 261H107L106 260V258H105V251ZM153 250V249H152ZM156 250V249H155ZM182 250L183 249H181V251H179V253L178 254H180V253H182ZM246 250V249H245ZM32 251V250H31ZM46 251V250H45ZM50 251H51V249H50ZM93 251V250H92ZM244 251V250H243ZM253 251V250H252ZM55 252V251H54ZM155 252V251H154ZM40 253H41V249H40ZM48 252H46V254H47ZM236 254V253H235ZM238 254V253H237ZM33 255H34V251H33ZM39 255H37V253H36V257L37 258H34V259H38L39 257H38ZM47 256V255H46ZM112 256V255H111ZM174 256V255H173ZM176 256V255H175ZM179 256V255H178ZM253 257H252V259L250 260L249 259V261L250 262H245L246 264H264V250L262 251H257L254 255H252ZM43 257H45V255L43 256ZM180 257H182V256H180ZM184 257V256H183ZM40 258H42L41 256H40ZM84 258V257H83ZM120 258H122V257H120ZM236 258V257H235ZM248 258V257H247ZM0 259V260H1ZM111 259V258H110ZM116 259V258H115ZM33 260V259H32ZM132 260V259H131ZM167 260H170V259H167ZM189 260H187V262L189 261ZM34 261V260H33ZM32 261V262H33ZM115 261V260H114ZM126 261V260H125ZM155 261V260H154ZM161 261H165L164 259L162 260L161 259ZM183 262H184V260H182ZM243 261V260H242ZM30 263H32L31 261H29ZM28 262V263H29ZM119 262V261H118ZM170 262V261H169ZM169 262H167V263H169ZM175 262H177V261H174V263ZM190 262V261H189ZM116 263V262H115ZM127 263V262H126ZM155 263V262H154ZM244 263V264H245ZM156 264V263H155ZM161 264V263H160ZM172 264H173V261H172ZM177 264V263H176ZM181 264V263H180ZM187 264V263H186Z\"/></svg>","mask_w":264,"mask_h":264}]
</instances>
